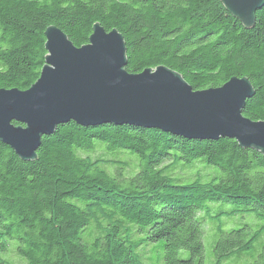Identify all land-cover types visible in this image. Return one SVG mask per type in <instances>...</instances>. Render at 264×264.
Segmentation results:
<instances>
[{"label":"trees","instance_id":"1","mask_svg":"<svg viewBox=\"0 0 264 264\" xmlns=\"http://www.w3.org/2000/svg\"><path fill=\"white\" fill-rule=\"evenodd\" d=\"M95 23L122 35L129 73L165 66L194 90L247 78L242 114L264 121V4L245 27L220 0H0V89L38 79L47 27L79 47ZM234 216L211 264H264V155L234 139L70 120L32 160L0 141V264H204L202 223Z\"/></svg>","mask_w":264,"mask_h":264},{"label":"water","instance_id":"2","mask_svg":"<svg viewBox=\"0 0 264 264\" xmlns=\"http://www.w3.org/2000/svg\"><path fill=\"white\" fill-rule=\"evenodd\" d=\"M220 2L245 27L254 24L264 4ZM44 37L47 55L38 79L23 91L0 89V141L21 160H32L41 137L70 120L82 126L153 128L185 139L229 138L264 155V121L242 114L254 94L247 78L231 77L219 87L194 90L165 66L129 73L122 35L98 23L79 47L53 25Z\"/></svg>","mask_w":264,"mask_h":264},{"label":"rangeland","instance_id":"3","mask_svg":"<svg viewBox=\"0 0 264 264\" xmlns=\"http://www.w3.org/2000/svg\"><path fill=\"white\" fill-rule=\"evenodd\" d=\"M175 176H179V171H177L175 173ZM185 181H182L181 184H184ZM215 209V205H213V212L216 211ZM241 221V217L239 216H234V217H230V218H226L223 217L221 218L219 221L216 222H203L202 223V228L204 231L203 237H202V241H203V255H204V264H211L212 260H213V248L215 245V240H216V235H215V228L219 225L221 228H223L224 230H228L231 228H237L239 226V222ZM7 257H10V255H5ZM14 259L16 260H20L22 261L21 258L17 257L16 255L13 256ZM9 259H11L13 261V259L10 257ZM248 260L247 259H243L240 262L237 263H229V262H224V264H244L246 263Z\"/></svg>","mask_w":264,"mask_h":264}]
</instances>
